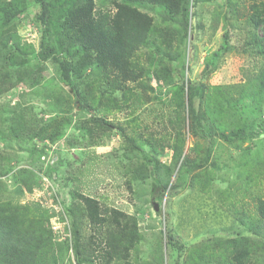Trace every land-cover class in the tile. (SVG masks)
<instances>
[{"label":"trees","instance_id":"16d2710c","mask_svg":"<svg viewBox=\"0 0 264 264\" xmlns=\"http://www.w3.org/2000/svg\"><path fill=\"white\" fill-rule=\"evenodd\" d=\"M26 1L0 0V96L18 83H28L26 79L35 86L39 85L37 70L40 68L32 71L33 66L29 64V55L33 53L40 64L49 62L54 65L57 84L70 91L54 98L51 103L53 107L49 110L53 115L36 129L33 125L37 124V112L32 114V120L25 121L21 112L2 110L0 140L17 141L21 137L27 138L29 133L39 137L41 132H45L46 137L53 141L58 136V128L65 125V122L58 123L59 115L73 108L86 114L119 111L120 102L126 103L133 95L137 97L130 84L146 75L139 62L138 53L141 49H146V53L152 56L148 58V75L156 82L173 88L174 107L186 113L189 133L203 142L209 141L205 157L198 164L182 156L181 139L167 146L171 149L170 161L174 160L178 165L175 179L182 176V171L189 174L197 172L189 180V187L197 188L200 193L208 196L211 180H202L198 172L204 170L209 174L207 166L214 152L211 142L217 140L238 148L263 135L264 0L253 1L249 6L243 28L238 27V19L234 20L230 16L232 8L228 10L223 17V41L204 60L197 78L185 81L187 76L183 61L186 46L191 43L190 31L197 30L196 26H192L191 19L194 15L192 10L197 7L199 0H111L112 9L106 11L96 8V0H32L38 6L34 19L39 29L38 50L22 44L13 28L14 19L27 9ZM218 20L217 16L215 24ZM237 27L243 30L242 39L245 40L241 41L243 48L238 53L256 55L261 62L259 72L248 82L207 86L204 80L214 71L216 59H223L219 55L231 51L229 29ZM175 62H180L178 73L172 70ZM84 72L95 74L100 96L89 98L83 94L80 81L88 76ZM116 94L120 95V102L105 106L102 98L109 102V95L115 99ZM91 122L101 131L99 135H103L102 132L112 126L105 117L95 116ZM117 128L123 131L122 126ZM124 141L128 151L126 158L130 162L127 173L131 180L135 183L149 180L150 194L155 201H160L164 192L174 185L169 187V181H165L174 170L167 169L163 179L159 175L160 162L155 150L145 152V147H140L132 136H124ZM144 141L151 144L150 140ZM256 160L240 166L246 173L244 180L248 186L256 183L259 176L264 181V168L262 164L255 163ZM8 163L9 158L0 160V175L11 173ZM246 168L249 169L246 171ZM18 173L20 176L14 177L15 183L31 191L30 173L25 170ZM238 176L242 178L240 173ZM231 196L234 195L227 196V199L233 201L225 204V209L232 212L235 229L231 234L213 233L201 247L204 254L196 250L182 264H264V255L252 256V246L255 242L259 244L260 239L263 240L261 244L264 249V195L259 194L250 199L252 212L242 200L237 202V206L235 197ZM77 204L76 209L70 212L73 219L72 250L76 263L90 264L95 255L92 237L80 239L81 228L77 225L83 227L81 222L84 219L94 235L100 233L103 236L105 232L106 236L107 233L109 250H101L99 257L102 264H111L114 260H117V264H137L131 261L130 254L131 249L142 240L136 229L135 218L112 209L104 214L97 201L84 195L78 196ZM81 210L85 218L78 215ZM167 222L165 216V246L166 249L169 246L177 251L173 264H179L184 246L172 234ZM52 239L51 230L47 228V218L30 217L27 209L18 208L9 202H0V264H60L69 246L66 240L54 243ZM206 250L210 252L208 256ZM167 256L166 252L165 259L160 255L142 264H167ZM205 256L207 258L203 261Z\"/></svg>","mask_w":264,"mask_h":264},{"label":"rangeland","instance_id":"374dc122","mask_svg":"<svg viewBox=\"0 0 264 264\" xmlns=\"http://www.w3.org/2000/svg\"><path fill=\"white\" fill-rule=\"evenodd\" d=\"M197 7L192 10V26L196 31H190L191 43L185 50L186 79L195 80L202 69L204 60L215 52L223 41V17L232 8L230 16L238 19V27L243 28L249 6L258 0H199ZM27 9L14 19L13 28L20 42L31 45L38 50L40 37L39 29L35 22L38 6L32 0L26 1ZM96 8L102 11L111 10V0H96ZM219 20L215 24L216 17ZM191 17V16H190ZM157 21V20H156ZM229 29V54L219 56L216 66L210 77L204 80L207 86L213 84L234 85L248 82L259 72L261 65L256 55L238 53L242 50L243 30ZM247 33V32H246ZM240 37V38H239ZM241 39V40H240ZM188 43V41H187ZM36 52V51H35ZM147 50L139 51V62L144 67L146 75L136 83H131L133 95L126 103L120 102V95L115 99L109 95V102L103 97L105 106H113L120 102L121 109L113 110L108 114L90 112L79 113L70 109L67 113L59 115V122L65 125L58 128V136L50 141L45 132L39 137L30 133L27 138L21 137L14 141L0 140V160L9 158L7 166L11 173L0 175V202H9L18 208L27 209L30 217L47 218V228L51 230L52 241L62 243L66 240L68 250L60 264H77L72 250V217L71 210L78 205V196H88L99 205L102 213L107 210H118L135 218L137 232L141 235V242L131 249V261L142 264L149 262L153 257L163 256L168 253L167 264H173L177 251L165 246V216L168 228L175 238L184 246L183 256L179 264L187 259L189 254L196 250L203 253L201 247L212 237L213 233L219 235L229 233L235 229L232 212L225 209V204L232 202L227 196L234 195L236 203L240 200L247 204V209L252 212L250 199L264 195V181L262 176L256 183L248 186L244 180L245 172L240 166L252 163L253 160L262 164L264 168V131L260 138L243 143L241 147H233L226 143L212 141L213 155L207 166L209 174L200 170L198 177L202 180L209 178L211 183L209 195L200 193L197 188L189 187V180L194 173H185L175 179L177 170L176 161L171 160L169 148L178 139L183 142L182 156L190 162L201 163L205 157L208 142L193 137L189 133L188 117L181 109H176L172 101L171 86L167 87L156 82L147 73L149 68L148 58H152ZM246 52V51H244ZM29 64L32 71L37 70L39 85L18 83L8 93L0 96V115L6 109L15 113L21 112L25 121L32 120V114H38V128L46 123L53 114L49 111L54 98L60 93L70 91L69 88L58 85L56 68L47 62L43 65L36 60L35 53L29 55ZM179 64L172 65L174 73L179 72ZM82 78L81 87L83 94L89 98L100 96L96 86L95 74H88ZM175 83H177L175 81ZM63 86L58 88V86ZM103 85V84H102ZM118 100V101H117ZM62 108L65 109L64 103ZM42 112V114H41ZM66 112V110H65ZM106 118L111 127L99 135V129L93 122V117ZM64 118V119H63ZM184 118V121H182ZM57 124H55L56 126ZM117 126H122L123 131ZM51 133L52 130H49ZM101 132V131H100ZM124 136L136 138L137 144L145 152L155 150L159 159V175L164 179L167 169L174 170L165 178L172 189L165 191L160 201H155L150 194L149 180L135 183L127 173L130 162ZM144 140H150L151 144ZM143 143L145 146H143ZM163 147L164 149L159 148ZM169 146V147H167ZM249 147V148H247ZM168 148V149H167ZM167 149V150H166ZM249 168H246L247 171ZM30 173L31 191L15 183L14 177L20 176L19 171ZM242 175L239 178L238 174ZM169 178V179H168ZM230 197V198H231ZM229 198V199H230ZM223 199V200H221ZM225 200V201H224ZM239 203H237V206ZM158 208L155 210V208ZM83 211H78L82 216ZM85 218V217H84ZM82 219V218H81ZM80 239L89 236L93 240L94 256L90 264H102L99 254L101 250H109L107 233L94 235L88 222L82 219ZM263 240L252 246V256L264 255ZM258 245V246H257ZM158 250L160 255L158 254ZM207 256L210 254L205 251ZM207 256L203 257L205 261ZM111 264H117V260ZM166 264V263H165Z\"/></svg>","mask_w":264,"mask_h":264},{"label":"water","instance_id":"95a60500","mask_svg":"<svg viewBox=\"0 0 264 264\" xmlns=\"http://www.w3.org/2000/svg\"><path fill=\"white\" fill-rule=\"evenodd\" d=\"M158 208L156 207L155 210H157Z\"/></svg>","mask_w":264,"mask_h":264}]
</instances>
